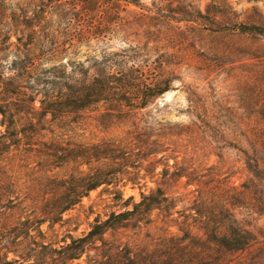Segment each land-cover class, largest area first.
<instances>
[{
    "label": "rangeland",
    "instance_id": "1",
    "mask_svg": "<svg viewBox=\"0 0 264 264\" xmlns=\"http://www.w3.org/2000/svg\"><path fill=\"white\" fill-rule=\"evenodd\" d=\"M263 136L264 0H0V264H264Z\"/></svg>",
    "mask_w": 264,
    "mask_h": 264
},
{
    "label": "trees",
    "instance_id": "2",
    "mask_svg": "<svg viewBox=\"0 0 264 264\" xmlns=\"http://www.w3.org/2000/svg\"><path fill=\"white\" fill-rule=\"evenodd\" d=\"M250 29H255L256 30V29H259V28H249L248 26H242V25L239 27V30L241 32H246V31H248ZM91 87L92 86L89 84L88 88L93 93V88H91ZM80 96H82V94L81 95L78 94V95L74 96L75 97L74 101H78L80 99ZM261 138H264V136L261 137ZM99 183H101L100 180H97L95 182H87V184L85 185V189L86 190H90V189L94 188L96 185H98ZM218 241H219L221 246L225 245V246H229V247H232V248H239V247H241V245L243 243V241L240 238H238L237 234H235L234 232L231 233V236L229 237V239L224 237V239H222L221 241L220 240H218Z\"/></svg>",
    "mask_w": 264,
    "mask_h": 264
}]
</instances>
